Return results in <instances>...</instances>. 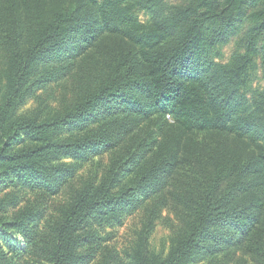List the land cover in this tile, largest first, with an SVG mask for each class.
<instances>
[{
	"label": "trees",
	"instance_id": "trees-1",
	"mask_svg": "<svg viewBox=\"0 0 264 264\" xmlns=\"http://www.w3.org/2000/svg\"><path fill=\"white\" fill-rule=\"evenodd\" d=\"M87 1L90 10L76 3L50 21L37 14L31 46L11 58L0 86V187L29 185L58 194L79 169L73 160L114 148L127 128L125 119L111 118L97 128L70 131L101 110L155 111L184 130H231L264 143V87L254 88L260 71L264 76V0ZM141 10L149 15L145 23L137 17ZM105 31L122 33L129 43L111 49L105 75L93 90L52 119L19 113L32 91L61 78L59 68H42L45 63L63 47L93 43ZM234 38L235 50L224 62L221 49ZM123 164L125 169H111L98 186L82 189L46 234L33 231L35 221L27 213L13 221L0 215V264H73L78 250L95 242L93 220L122 224L150 194L167 187L179 159L167 146L156 149L139 169ZM183 170L177 194L187 213L182 236L167 254L138 244L131 263L191 264L207 242L225 250L245 237L264 260V248L251 239L258 233L264 200L243 195L255 173L264 177V148L256 157L240 159L230 158L221 145H210L207 157L196 156L192 168ZM5 204L0 197V213Z\"/></svg>",
	"mask_w": 264,
	"mask_h": 264
},
{
	"label": "rangeland",
	"instance_id": "rangeland-1",
	"mask_svg": "<svg viewBox=\"0 0 264 264\" xmlns=\"http://www.w3.org/2000/svg\"><path fill=\"white\" fill-rule=\"evenodd\" d=\"M76 3H80L83 9H91L87 0H0V86L5 81L14 53L25 52L31 46L36 35L37 14L50 21L58 12ZM137 17L142 23L149 19L145 10L138 11ZM127 39L122 33L105 31L93 43L78 41L63 47L58 55L42 66L59 68L61 78L46 83L36 92L32 91L17 110L40 120L57 117L76 104L81 95L99 84L105 75L111 49L120 44L127 46ZM235 42L234 38L222 47L224 62L230 60ZM257 76L254 88L264 87L262 71ZM111 118L126 120L127 128L117 135V145L110 150L90 152L78 161L73 160L79 169L58 194L50 196L29 185L0 187V197H5L6 202L5 210L0 213L3 220L13 221L19 214L27 213L34 218L35 223L31 225L33 231L46 234L82 189L96 187L107 180L111 169H125L124 162L131 164L126 169H139L140 165L154 157L156 149L171 146L173 154L179 159V166L174 178L167 181V187L156 195L150 194L139 209L123 219L122 224L111 226L102 224L100 219L93 220L90 229L96 235L95 242L81 247L79 258L73 264H132L130 255L138 244L150 252L167 254L186 226L187 213L177 199L185 179L183 169H191L196 156L205 154L207 157L210 145H221L230 158L240 159L256 157L264 148L262 141H252L231 130L188 131L169 116L155 111L143 115L131 107L113 109L108 114L101 110L87 119L83 126L70 131L81 133L97 128ZM134 159L136 162L132 164ZM254 176L256 178L243 194L250 195L253 202L264 200V177L256 173ZM260 219L258 233L251 239L258 240L264 248V208ZM84 231L87 233L88 229ZM246 238L225 250H216L213 243L207 242L191 264H264L259 249L253 246L256 244ZM15 239L17 244L22 243L19 233L15 234Z\"/></svg>",
	"mask_w": 264,
	"mask_h": 264
}]
</instances>
